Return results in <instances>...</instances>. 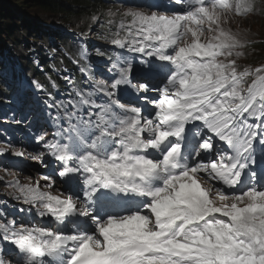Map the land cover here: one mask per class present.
<instances>
[{"label": "snow or ice", "instance_id": "1", "mask_svg": "<svg viewBox=\"0 0 264 264\" xmlns=\"http://www.w3.org/2000/svg\"><path fill=\"white\" fill-rule=\"evenodd\" d=\"M171 5L120 14L109 42L149 58L139 70L122 55L107 79L80 69L90 90L57 105L67 127L59 139L37 137L60 166L63 191L52 193L51 176L47 191L39 181L8 182L51 222L0 217V264H264V66L240 68L243 44L223 27L254 5ZM150 90L147 116L121 103L135 92L147 105Z\"/></svg>", "mask_w": 264, "mask_h": 264}, {"label": "rangeland", "instance_id": "2", "mask_svg": "<svg viewBox=\"0 0 264 264\" xmlns=\"http://www.w3.org/2000/svg\"><path fill=\"white\" fill-rule=\"evenodd\" d=\"M249 3H250V0H249ZM26 6L27 7L25 9H20L19 11L16 12V14H18L24 11L21 13L19 17L17 15H14V16L5 15L4 11H1L2 15H0V43L2 45L7 44V47L9 48H17L19 50V56H21V58L23 59L31 57L30 54H27L30 52V50L28 49L29 46L25 47L24 42H26L25 40L31 41L32 40L31 36H33L32 34H35L33 30L32 31L28 30V28L26 27L27 25L40 23L39 28H42V29H44L47 26L46 30L47 31L50 30V31L46 33L48 34V37L51 41H53V38H55L56 36L53 34V30L51 27L60 25L62 26L61 29H64L66 31L75 29V25L73 21H70L69 23H64L62 16H57L52 13H45L40 9H37V8L35 9V7L31 5H26ZM10 8L12 11H14L12 7ZM126 8L128 9L131 7L127 6ZM127 9L119 8L116 11H112V13L118 12L119 13L118 15H120L123 11ZM80 19L81 18H76L74 19V22L78 23ZM229 19H231V23L234 24V27L232 28L231 31L233 32V34L237 36V38L240 41L243 39L250 38L251 34H254L255 37L259 39L260 41H264V7L260 8L259 13L257 12L254 6V11L249 14L242 15V16H237V15L235 16V14H230L229 16L224 18L223 27L227 28L228 24H230V22H228ZM3 21H7V22H3ZM85 25L86 26L93 25V22L91 20H88L86 21ZM34 26L37 28L36 25ZM83 34H86V33H83ZM205 35L207 36V33H205ZM55 40L56 39H54V43H55ZM38 41H45L48 43L46 37L44 39H42V37H40L39 39H35V42L37 44L36 46H38ZM43 44L44 46L46 45V43H43ZM239 51H241V49H239ZM98 54L103 55L104 52L98 51ZM245 56H247L246 51L243 53L241 57L237 58L238 65H239L238 61L244 58ZM2 68H3V65H0V69ZM108 68L109 67L107 65L102 66L101 69H99L100 74L102 72H106ZM0 84H6V81L4 80L2 76L0 77ZM31 108L27 110V114L24 117L25 120H27V118L29 119V116L31 114L30 112H33ZM14 119H16V114H13L11 118H9L7 115L0 116V149L1 148L7 149L9 151L16 150L14 146L15 144L10 143V140L12 139L10 137V134L12 131L15 130V127H16ZM4 129L7 130V132L4 133L3 132ZM18 157L26 160L25 155L18 156ZM9 176H14L16 179L21 178L19 173L13 170L3 171V169H0V189H2L3 183H5V181L8 180Z\"/></svg>", "mask_w": 264, "mask_h": 264}, {"label": "trees", "instance_id": "3", "mask_svg": "<svg viewBox=\"0 0 264 264\" xmlns=\"http://www.w3.org/2000/svg\"><path fill=\"white\" fill-rule=\"evenodd\" d=\"M26 5H31L35 7V9L36 8L40 9L45 13H52L57 16H62V19L65 23H69L70 21H73L75 28L79 29L80 31H85L81 27L82 22H83L82 20L89 19V18L93 19L95 17H99V14H101V12H104L107 6L104 0H0V15H2L1 11H4L5 15L14 16V14L20 9H25L27 7ZM10 7H12L14 11H12ZM76 18H81L78 23L74 22V19ZM99 18H100L99 20L100 25L107 28L106 37L110 38L111 34L114 33V31H112V28H111L112 25L107 24L108 20L110 19L101 18V17ZM3 22H7V21H3ZM31 29L34 30L35 28L32 27ZM97 32L100 37H105L102 31H97ZM34 33H36V31H34ZM31 38L32 40L36 39V37L34 36H31ZM1 47L3 46L0 44V48ZM63 47H66L67 52L70 54H72L71 47H74L77 50H79L78 47H75L69 43L63 45ZM17 52H19L18 49H17ZM43 58L45 59L46 55H44ZM61 59L67 62L69 61V60H66L64 56H61ZM3 60H6L4 58V50L0 49V61H3ZM19 61L22 62L21 59ZM58 61H59L58 58H55L54 63L58 64L59 63ZM86 61L87 60H85V62H82V64L84 65ZM6 70H12V69L9 65H7L4 71ZM33 73L36 75L40 74L37 69H33ZM0 74H2L3 76H6L5 72H0Z\"/></svg>", "mask_w": 264, "mask_h": 264}, {"label": "bare ground", "instance_id": "4", "mask_svg": "<svg viewBox=\"0 0 264 264\" xmlns=\"http://www.w3.org/2000/svg\"><path fill=\"white\" fill-rule=\"evenodd\" d=\"M113 2H117V3H120V0H113ZM261 7H264V0H261L260 2H259V8H256L258 11L260 10V8ZM14 15H17L16 13L14 14ZM35 29L34 30H36V31H40V29L37 27H35V26H33ZM68 33L70 32V30L69 31H67ZM1 44V43H0Z\"/></svg>", "mask_w": 264, "mask_h": 264}]
</instances>
